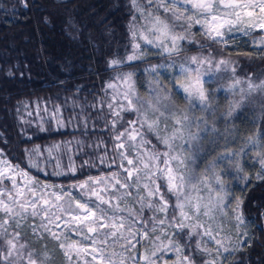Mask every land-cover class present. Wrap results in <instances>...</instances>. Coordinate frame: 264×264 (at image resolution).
Returning <instances> with one entry per match:
<instances>
[{"label": "trees", "instance_id": "16d2710c", "mask_svg": "<svg viewBox=\"0 0 264 264\" xmlns=\"http://www.w3.org/2000/svg\"><path fill=\"white\" fill-rule=\"evenodd\" d=\"M138 2L142 9L156 11L148 0ZM155 14L169 23L162 14ZM146 21L133 7L132 0H0V148L13 164L29 170L27 155L32 148L76 141L79 152L72 154L76 172L53 175L48 171L44 178L72 187L93 176L113 174L120 170L115 132L124 131L134 114L125 113L124 123H117V128L112 125L116 116L107 108L111 99L109 83H114L115 78L123 73H132L137 101L152 99L154 91L162 96L167 92L178 98L179 107L186 109L183 92L178 87L186 82L181 66L194 71L192 57L210 60L213 67L225 60L228 65L223 68L219 65L210 78L205 75V86L212 93L211 103L216 110L215 124L219 131L203 141V151L189 167L192 176L205 179L214 188L219 187L214 175H220L223 180L227 192L225 204L214 220L216 227L223 228L221 232L234 228L231 208L235 199L241 197V213L249 227L250 241L228 254L222 264H264V170L257 155L264 151L261 147L264 146V92L248 91L250 82L256 85L264 82V50L259 44L260 36L224 46L196 31L193 35L184 34L186 38L175 44L173 50L170 39L161 37L155 40V35L150 33L155 42L143 45L141 58L120 69L111 68L110 60L120 54L127 42L133 41L131 25L140 28ZM117 93L118 97L122 95ZM242 96L241 107L230 118H225L222 114L229 102L239 101ZM27 106L33 113L45 109V114L61 106L64 114L76 116L81 123L75 130L67 126L65 130L51 128L43 131L28 122ZM195 115L205 114L197 108ZM249 138L256 143H251ZM149 139L152 145L157 144L155 139ZM158 147L162 150V146ZM225 149L238 153L235 160L224 156ZM213 164L216 165L214 169ZM155 184L169 200L166 213L153 212L145 206L146 202L154 204L153 198L146 201L134 196L129 200V204L135 207L143 204L138 208V220L143 219L150 233L149 238L139 242L129 253L139 264H145L143 257L151 249L149 241L157 234L159 239L155 242L162 243L163 248L152 257L155 264H165L173 259L164 236L174 229L166 220L164 225L157 226L156 233H152V217L166 215L171 218L173 213L178 216L179 210L174 207L176 197L165 192L162 177L156 179ZM200 187L202 190L198 195L206 198L207 189L203 185ZM185 191H190L187 184ZM139 197L147 198L145 194ZM0 218L7 217L0 214ZM29 224L34 225L30 220L22 221L20 228L12 227L11 222L5 225L9 238L14 232L20 233L18 252H13L17 258L9 260L10 264H27L29 253L37 259L45 245L51 248L56 243L38 231L34 234ZM176 239L188 253L194 252L197 242L202 243L200 237L189 239L184 233ZM1 243L0 252H5L6 247ZM21 244L25 247L20 248ZM194 254L197 264L210 259L199 251ZM59 259L58 255V264Z\"/></svg>", "mask_w": 264, "mask_h": 264}, {"label": "snow or ice", "instance_id": "6c2138e0", "mask_svg": "<svg viewBox=\"0 0 264 264\" xmlns=\"http://www.w3.org/2000/svg\"><path fill=\"white\" fill-rule=\"evenodd\" d=\"M190 2L194 4V7L201 14L209 16V19H206L203 23L207 26L208 35L212 36L214 33L213 39H223L224 32L222 29L226 25L231 26L235 23L243 22L250 23L252 27H256L257 24L250 20L242 21V14L247 17L253 16L252 11L243 10L258 7L259 11L264 13V0H261L258 5L243 2V0H190ZM152 3L153 0H148L149 5ZM132 4L140 13V16L147 20V23L141 26L143 31H141V28H137L136 24L131 25L130 30L134 41L144 39L147 43H154L155 40L165 37L170 39L174 50L176 41L186 38L172 33L166 20L156 15L155 11L148 12L147 8L142 9L138 0H132ZM221 5L232 9L230 13L225 14L231 18L223 19L216 14V9ZM162 6L165 7L166 11L169 10L167 5L163 4V0ZM133 19L135 20V17ZM176 19H180V16L176 15ZM192 23H201V21L198 18L192 19ZM258 26L264 29V22H260ZM187 27H191V24L187 25ZM144 32L154 34L155 40L144 35ZM261 42L264 43V40ZM142 54L140 43H134L132 54L120 55L111 59L109 66L113 69H120L123 65L141 58ZM191 63L197 65L194 71L191 68L181 66L182 72L185 73L184 79L186 82L178 85L183 92V103L187 105L186 109L179 107L178 98L167 92L162 96L160 92L154 91L152 99L134 103L133 99L130 98V93L134 92L132 73H123L119 76V79L124 80L129 86L123 94L127 103L126 105H120V107L124 110L140 113L143 119L129 120L127 122L128 127L124 131H118L115 135L116 148L123 150L126 144L128 146V151H121V160L132 166L125 167L123 163L120 165L126 175L123 182L120 179H115V185L125 189L135 187L139 192L141 191L140 181L142 179L149 181V183L143 185V188L148 190L147 198L139 196L137 198L145 199L146 201L148 198L155 199L154 204L146 202L145 206L152 209L153 212L166 213L169 200L165 193L160 191V186L155 184V180L162 177L165 180V192L176 197L174 207L179 210V215L177 216L173 213L171 218L166 215L163 217L153 216L152 233H156L157 226L164 225L167 220L168 226L172 227L174 231L165 233L164 239L168 241L169 248L178 253L176 264H197L195 251L211 257L210 259L202 260L201 264H222L220 260L222 253L235 251L240 246L239 242L231 247L225 243V240L230 241L231 239L228 235L224 238H218L223 228H214L211 224L216 219L215 214L223 211L225 204L227 192L223 180L220 175H214L215 184L219 186L214 188L205 179L192 176L189 167L190 163L194 164L198 155L203 151V141L208 137H213L219 131L215 124L216 110L213 109L211 103L212 93L205 86L206 82L204 79L205 75H210L209 69L213 65L210 60H201L197 57H192ZM227 63V61L221 60L218 62L217 67ZM204 65H207V67H204ZM235 83H239V81H235ZM109 87H113V84L109 83ZM256 90L264 92V82L259 85L250 82L248 91ZM243 100L244 97L242 96L239 101H230L227 110L222 115L225 118H230L241 107ZM111 107L112 105L109 104V108ZM197 108L200 113L205 115H195ZM116 115L119 116L120 113L117 112ZM210 120L212 123L209 122ZM193 128L196 131H193ZM149 137L155 139L157 144L152 145ZM249 139L251 143H256L255 140ZM146 145L151 148L147 154L141 150ZM158 146H162V150ZM261 147L264 148V146ZM129 152L134 153V157H131ZM236 155L238 153H233L229 149L224 151V156L233 160H235ZM257 155L260 157L261 165L264 166V151L257 153ZM34 166L39 169V165ZM5 167H8V165L6 164ZM211 167L214 169L216 165L213 164ZM14 171H18L22 177H27L30 186H25L27 189L25 192V189L17 187L15 176L9 177L4 171L0 170V178L12 180L13 188H17L16 196H9L10 203L0 199V212H3L4 216L7 217L0 218V228H3V231L0 232V239H3L7 245V251L0 252V261H4L7 264L13 252H18L17 241L20 233L14 232L12 238H9L8 228L5 225H9L11 222L12 227L20 228L22 221L26 220L28 216L35 217L39 215L41 217L39 227L43 228L47 236L51 237L56 243L51 248L45 245L44 250L37 259H34L32 254L29 253L27 264H58V255L60 258L59 264H72L73 257L79 258L81 253H86L91 257V262H95V264H127L128 260H131L132 264H139L136 257L125 255V253H130L134 250L141 239H147L150 236L143 219H137L139 213L133 216L132 210H129L128 217L116 215V211L120 207L119 203L112 205L111 197L105 198L101 195L102 191H104L103 189L91 188L88 183L81 184L79 187L81 189L87 188L89 197L95 196L98 203L92 206L90 202L76 200L69 192L66 194L69 200L67 208H65L63 205L58 204L64 199L65 193L63 190L59 193H47V197H54V200H50L45 196V192H47L46 185H39L34 178L29 177L28 173L19 169L18 166ZM238 171H243V169L238 168ZM141 172H143V177L140 176ZM242 179H245V177H242ZM130 180L133 181L132 184L128 183ZM101 182L94 181L96 184ZM186 184L189 185L190 191H185ZM201 185L208 191L206 198L198 195L202 190ZM40 189H44V191H40ZM193 193L196 194L194 195ZM3 195V193H0V197ZM24 195H27L28 199L26 202L21 203L18 197L23 198ZM126 195H131V192H127ZM73 203L75 205L74 209L72 208ZM13 205H18L19 211ZM101 205H108L109 207L105 208L101 207ZM38 207L41 209L40 212L36 210ZM29 208L31 209L30 212L28 211ZM53 208H59L66 215L67 219H64L63 223L60 222L61 216L51 212ZM232 211L235 213V228L239 231L240 226L244 224L239 201H237L236 207ZM202 217L208 219L202 221ZM54 222L55 228L60 229L59 232L49 227ZM28 227H32L35 234L37 226L29 224ZM201 229H203L202 232L200 231ZM66 232H74L76 235L81 236L82 239L71 240L70 235H65ZM180 233H184L189 239L193 236H207L214 242L215 248L212 249L201 242H197L193 253L185 252L184 247L176 239ZM157 239H159L158 234L149 241L151 249L143 257L145 264H155L152 257L156 255L157 250L163 248L162 243L157 244L155 242ZM83 241H88L89 243L84 244ZM118 245L120 248L119 252L115 251ZM19 247L24 248L25 245L21 244ZM77 264H80L79 259H77Z\"/></svg>", "mask_w": 264, "mask_h": 264}, {"label": "rangeland", "instance_id": "374dc122", "mask_svg": "<svg viewBox=\"0 0 264 264\" xmlns=\"http://www.w3.org/2000/svg\"><path fill=\"white\" fill-rule=\"evenodd\" d=\"M243 2H250L255 5H258L261 3V0H243ZM163 4H166L169 10H165V7L162 6V0H153V3L151 4L152 8L156 10L155 12L158 14H162L164 17H166L169 21V25L171 28V32L179 35V36H184L185 35H193L196 31L197 33H200L204 35L205 37L218 41L224 46H229L231 44H235L237 42H243V41H249L255 39L257 35L260 37L259 39V44L263 47L264 50V43L261 41L264 40V29L260 28L258 24L260 22H264V13H261L258 9L252 8V9H246L243 11H252L253 16L252 17H247L242 14V21L243 20H250L253 23H256V27H252L250 23H235L231 26H225L222 31L224 32L223 39L221 38H215L213 39L212 37L214 36V33L212 36L208 35V29L207 26L203 23L206 19H209L208 15L201 14L198 9L194 7V4L190 2V0H163ZM239 10V9H238ZM232 9L225 8L222 5L219 6L216 9V14L221 16L223 19H229L231 17L226 16V13H230ZM176 15L180 16V19H176ZM199 19L201 23H192V19ZM209 22H211L209 20ZM147 23V21H146ZM191 24V27H187V25ZM141 28V27H140ZM141 31H143V28H141ZM144 35L148 36L150 38V33L144 32ZM151 39V38H150ZM168 39V38H167ZM182 39L176 41V45L181 42ZM140 43L141 45V50L143 48V45H150L151 43H147L144 39H140L138 41H131L127 42L123 48L120 49V55H130L132 54V46L134 43ZM155 46V45H154ZM228 65V64H225ZM222 65V68L225 66ZM197 65L194 64V67ZM204 67H207L204 65ZM219 69V66L212 67L209 69L210 75H207L208 78L213 76V72ZM193 70V69H192ZM204 79L206 77L204 76ZM115 82L112 83L113 87H111L109 91V95L111 96V99L107 102V108L110 110V113L112 115L116 116L115 120H112V125L114 126L115 122V128H117V123L123 122V115L125 113L132 112L134 114V117L132 120H137L140 118L141 120L143 119L138 112H133L130 110H124L123 108L120 107V105H126V101L124 100V92L127 91L128 89V84L124 81L119 79V76L115 78ZM133 86V83H132ZM119 92L120 95L123 99L121 100V97L117 96ZM130 98L133 99L134 103L137 102L138 95L136 92L130 93ZM142 101V99H141ZM109 104L112 105L111 108H109ZM139 106V105H138ZM45 110V109H44ZM44 110L38 109L37 111L34 110V113L30 109L29 106L26 108L27 116H28V122L30 123L31 126H34L35 128H38L40 130L46 131L48 129L53 128L54 130L61 129L65 130L67 126H69L72 130H75L76 126L81 123V121L76 117V116H67L64 114V111L61 106H57L56 109L48 110V112L45 114L43 113ZM119 112L120 115L117 116L116 113ZM131 113V114H132ZM32 117V119H30ZM23 118V117H22ZM26 119V118H25ZM34 120V121H33ZM139 127V125H137ZM117 133V132H115ZM2 135V132L0 131V136ZM139 139V137H138ZM135 143V142H132ZM76 141H72V143H66V144H60L56 145L54 147H40L36 146L32 148L31 150L28 151L27 159H28V165H30L29 170L24 169L20 167L19 165L13 164L10 159L7 157V155L3 152V150L0 148V170L4 171L7 176H15L16 181H17V187L18 188H23L25 189V192L27 191L26 185L30 186V182L28 181L27 177H22L18 171H14L17 166L19 169H22L24 172L28 173L29 177L34 178V180L39 184V185H46L47 186V192H45V196L47 197V193L50 192H56L59 193L61 190L65 193L64 199L60 202H58L59 205H63L65 208H67V202L69 200V197L66 195L67 193H71L72 197H74L76 200H80L82 202H90L92 206H95L98 201L96 200L95 196L89 197L88 195V189H81L79 186H72V187H66L62 185L61 183L55 182L52 179L44 178V176H47V172H53V175L56 174H63V173H68V172H76L77 166L75 163V159L72 158L73 152L77 154L79 152V148L76 147ZM81 144V143H80ZM117 144V141L115 145ZM117 159H119V166L123 163L125 167H132L126 164V161L121 160L120 153L121 151H128V146L127 144L125 145V149H118L117 148ZM145 154L149 152L151 149L146 146H143L141 149ZM60 155V156H59ZM129 155L131 157H134V153L129 152ZM119 157V158H118ZM260 163V162H259ZM8 165V167H5V165ZM34 165H39V169L35 167ZM261 165V163H260ZM261 167L264 170V166L261 165ZM56 173V174H54ZM115 174V175H114ZM43 175V176H42ZM52 175V173H51ZM125 172L122 167H120V170L115 171L113 174L109 175H99L100 177L93 176L94 178H89L87 181L84 183H88L91 188L95 189H103L101 195H103L105 198L111 197V203L112 205H116L119 203V209L116 211V215L120 216L123 215L124 217L129 216V210H132V215L136 216L137 213L140 215V211L138 208L140 206H143V204H138L137 207L134 205H130L129 200L132 199L134 196L138 197L140 194H145L147 196L148 190L143 188V185L145 183H149L147 180H141L140 181V188L142 191H137L135 187H132L130 189H125L123 187H119L118 185H115V179H120L122 182L124 181L125 178ZM140 176L143 177V172L140 173ZM94 181H102L99 184L94 183ZM83 183V184H84ZM129 184H132L133 181H128ZM13 182L10 179L6 178H0V193H3L4 195L0 197V199H3L5 202H9V196H16L17 188H13ZM130 190H133L135 193H132ZM40 191H44V189H40ZM131 192V195H126L127 192ZM50 200H54V197H47ZM21 200V203H24L27 201L28 196L24 195L23 198H19ZM237 201L240 202L241 206V197L238 196L235 199L233 208L232 210L236 207ZM129 206V207H128ZM13 207L16 208L17 211H19L18 205H13ZM42 207V206H41ZM75 205L73 203L72 208L74 209ZM101 207H109L108 205H101ZM140 209V208H139ZM37 212H40V207H38ZM28 211L30 212L31 209L29 208ZM241 211V207H240ZM51 212H54L56 215L61 216V223H63L64 219H67L66 215L62 213L59 208H53ZM0 214H4L3 212H0ZM51 215V213H50ZM137 216V219L139 217ZM235 213L232 211V219L234 223V228L233 229H228L226 232H220L218 235V238H224L226 235L230 236L231 239L225 240V243L229 244V246L236 245L239 242V248L244 246L246 243L250 241V233H249V227L247 222L244 220V224L240 226L239 231L236 230L235 228ZM208 218L202 217V221H206ZM244 219V218H243ZM26 220H30L31 222L34 223L36 227V231H38L41 234L47 235L43 228L39 227L40 222H41V217L35 216H28ZM212 227L217 228V224L214 225V221L211 222ZM52 230L59 232L60 229L55 228V222L53 224L49 225ZM228 228V226H227ZM3 231V228H0V232ZM143 231V229H141ZM203 229H201V232ZM65 235H70L71 240H81V236L76 235L74 232L68 233L66 232ZM63 238V237H62ZM200 239L202 240V244L206 245L209 248L214 249L215 244L213 241H211L207 236H201ZM144 240L141 239L140 242ZM1 245L5 246V250L7 251V245L5 244L3 239H0ZM84 244H88V241H83ZM238 248V249H239ZM115 251L119 252L120 248L119 245L116 247ZM236 251V250H235ZM234 251H229L226 253H222L220 256V260L222 261L228 254L233 253ZM171 255H173V259L171 262L165 263V264H176L178 260V253L175 250H170L169 252ZM126 256L129 255V253H125ZM17 257L16 255L13 254L11 258H9L10 261L15 260ZM211 258V257H209ZM77 259H79L80 264H95V262H91V257H89L86 253H81L79 258L76 256L73 257L72 262L77 263ZM10 261L7 262V264H10ZM0 264H5L4 261H0ZM127 264H132L131 260L127 261Z\"/></svg>", "mask_w": 264, "mask_h": 264}]
</instances>
